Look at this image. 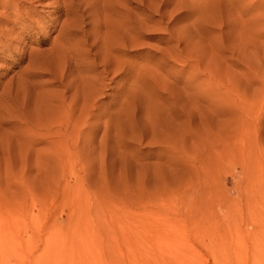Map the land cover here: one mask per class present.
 <instances>
[{
  "label": "rangeland",
  "instance_id": "1",
  "mask_svg": "<svg viewBox=\"0 0 264 264\" xmlns=\"http://www.w3.org/2000/svg\"><path fill=\"white\" fill-rule=\"evenodd\" d=\"M140 1L0 0V264H264V0Z\"/></svg>",
  "mask_w": 264,
  "mask_h": 264
},
{
  "label": "bare ground",
  "instance_id": "2",
  "mask_svg": "<svg viewBox=\"0 0 264 264\" xmlns=\"http://www.w3.org/2000/svg\"><path fill=\"white\" fill-rule=\"evenodd\" d=\"M128 1H130V0H128ZM138 2L140 1V0H137ZM137 2V3H138ZM140 2H143L142 0L140 1ZM129 3V5L131 4L130 2H128ZM132 5V4H131ZM140 5V4H139ZM138 4H135V9H138V10H141V9H143V8H141L140 6H139ZM143 5V4H142ZM144 6V5H143ZM167 16V15H166ZM131 21V20H130ZM131 30L133 31L132 33H134L135 32V30H136V28H131ZM131 32V31H130ZM117 34V33H116Z\"/></svg>",
  "mask_w": 264,
  "mask_h": 264
}]
</instances>
